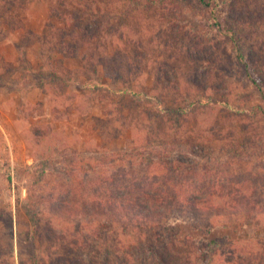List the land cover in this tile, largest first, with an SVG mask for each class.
I'll list each match as a JSON object with an SVG mask.
<instances>
[{"label":"rangeland","instance_id":"obj_1","mask_svg":"<svg viewBox=\"0 0 264 264\" xmlns=\"http://www.w3.org/2000/svg\"><path fill=\"white\" fill-rule=\"evenodd\" d=\"M105 1L110 12L105 9L103 17L109 21L108 31L104 30L108 38L100 41L113 58L100 59L97 75L104 85L112 89L106 71L110 69L115 77L119 72L123 80L145 85L164 108L185 105L187 95L206 96L212 105L199 106L200 110L180 119L171 111L161 117L149 100L84 86L88 78L94 79V65L65 56L58 46L48 43L50 32L58 34L65 26L66 11L60 0H30L21 12L20 26L2 24L0 28V264H17L28 248L43 250L51 244L45 241L41 248V242L34 239L30 218L34 213L38 212L34 217L41 227L52 221L55 227L75 230L78 221L73 215L53 218L59 201L77 200L101 173L146 171L148 162L134 161L129 167L114 163L117 153L162 149L165 164L173 152L196 172L217 175L225 187L235 190V182L245 178L244 192L264 189L263 114L257 109L236 114L222 105L212 107L229 101L259 104L264 110V99L236 67L231 45L215 31L208 7L196 0H157L151 5L136 0L131 4ZM243 3L253 7L252 0ZM228 16L222 13L232 23ZM250 26L257 32L264 29L259 21ZM122 62L128 66L125 70L120 69L125 68L120 67ZM205 77L207 87L193 84ZM51 195L56 200H50ZM51 202L53 211L48 206ZM75 214L81 220L92 219L84 211ZM119 226H113L101 240L80 237L83 258L93 260L88 264L99 263L102 255L98 257L96 249L105 251L107 246L114 255L126 249L129 238ZM81 227L93 231L85 224ZM245 233H251L250 226L193 235L238 239ZM259 236L264 239V229Z\"/></svg>","mask_w":264,"mask_h":264},{"label":"trees","instance_id":"obj_2","mask_svg":"<svg viewBox=\"0 0 264 264\" xmlns=\"http://www.w3.org/2000/svg\"><path fill=\"white\" fill-rule=\"evenodd\" d=\"M29 1L0 0V28L2 24L3 27L11 28L20 26L21 12ZM95 1L78 0L74 3L72 0H60V7L66 11V17L63 19L65 26L61 27L63 32H50L48 39V43L58 46L65 56L78 57L84 60V64L94 65V79L88 78L84 86L102 87L111 93L149 100L155 104L161 117H166L164 113L171 111L180 119L200 110L197 109L199 106L212 105L206 96L187 95L185 105H179L176 109L164 108V103L158 95L147 92L145 85L123 80L124 77L118 71L115 77V71L111 72L110 69L106 71L112 81V89L104 85L97 75V69L100 59L106 58L109 61L113 58L100 41H103V37L108 38L104 30L108 31L109 21L105 22L103 17L109 12V2L99 0L97 5H94ZM136 1L147 2V5L158 2ZM196 2L199 6L208 7V16L215 31L226 37L231 45L236 67L264 99V29L257 32L250 26L256 21L264 25V0H252V8L249 4L245 5L244 0ZM119 3L131 4L134 0H119ZM223 3L224 8L221 9ZM222 13L228 14L232 23L225 20ZM58 36L60 39H57ZM97 48L99 50H96ZM120 67L125 70L128 66L126 62H122ZM253 72L257 78L252 75ZM203 80L194 81L193 84L203 89L208 86L205 83L208 79L205 77ZM93 81L94 83H91ZM216 105H222L236 114H250L257 109L264 117V110L259 104L249 106L245 102L233 104L226 101L216 103L212 107ZM193 108L194 110H191ZM164 144L166 146V142ZM172 154L173 152L169 153L165 164L161 159L162 149L157 153H117L114 163L118 161L129 167L134 166V161L141 164L148 162L146 171L101 173L89 189L84 187L82 196L77 200L59 201L55 209L57 213H52L53 218L67 219L73 215L78 221L75 230L55 227L52 221L41 227L34 217L38 212L34 213L30 216L31 229L34 230V235L36 234L34 239L41 242V248H44L45 241L51 244L43 250L28 248L26 257L19 258L17 264H88L92 258H83L84 247L82 242H79L80 237L90 240L98 237V240H101L103 238L100 237H105L115 225H120L123 233L128 235L129 244L127 245L126 241V249L121 250L119 253L122 254L118 255L112 254L107 246L105 251L96 249L97 256L102 255L98 264H264V239L259 236L261 229H264V189L244 192L247 186H241L247 181L245 178L235 182V185H238L235 190L225 187L217 175L209 176L210 171L197 173L192 165H183L180 158ZM151 166H154V170L149 169ZM54 199L56 200V197L51 195L50 200ZM52 203L48 205L50 210L55 207ZM81 211L89 214L92 219L81 220L79 215L75 214ZM81 224L92 227L93 231L90 228L85 231ZM230 226L236 230L250 226L251 233H245L244 237L240 235L238 239L228 236L207 239L193 235L200 232L205 236L214 228ZM238 240L243 241L240 243ZM6 264L15 263L7 261Z\"/></svg>","mask_w":264,"mask_h":264}]
</instances>
